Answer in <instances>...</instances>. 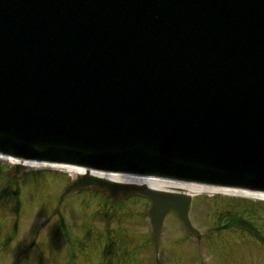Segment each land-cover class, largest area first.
<instances>
[{
  "label": "water",
  "instance_id": "95a60500",
  "mask_svg": "<svg viewBox=\"0 0 264 264\" xmlns=\"http://www.w3.org/2000/svg\"><path fill=\"white\" fill-rule=\"evenodd\" d=\"M0 154L264 191V0H0Z\"/></svg>",
  "mask_w": 264,
  "mask_h": 264
},
{
  "label": "rangeland",
  "instance_id": "374dc122",
  "mask_svg": "<svg viewBox=\"0 0 264 264\" xmlns=\"http://www.w3.org/2000/svg\"><path fill=\"white\" fill-rule=\"evenodd\" d=\"M12 171L0 163V264H264V204L260 202L245 197L195 196L189 216L202 234L222 224L219 216L227 212L230 219L239 217L242 223L194 239L171 214L156 260L144 200L130 197L126 204L110 207L100 198L76 196L63 203L62 216H57L53 208L71 174L34 169L24 171L33 176L19 182L18 188L4 187ZM52 176H56L54 180ZM45 220L49 223L42 230ZM63 223L65 229H61ZM106 237L110 244L102 253Z\"/></svg>",
  "mask_w": 264,
  "mask_h": 264
},
{
  "label": "bare ground",
  "instance_id": "6f19581e",
  "mask_svg": "<svg viewBox=\"0 0 264 264\" xmlns=\"http://www.w3.org/2000/svg\"><path fill=\"white\" fill-rule=\"evenodd\" d=\"M0 159L5 162L11 163V164H21L22 167L24 166H31L34 168L42 167L41 165H36L31 162L30 163H25V162L19 163L11 159H6V158L4 159L0 158ZM51 168H56V167L52 166ZM61 169H63L64 171L70 172L74 176H81L83 172V171H79L78 169L72 168V167H64ZM100 176L106 181L119 182L121 184H131L132 183L136 185H144L148 188L159 190V191L184 192L188 194H195V193L202 192L203 190H205L204 188H201V187L189 186V185H176L172 183H166V182H162V181H158L154 179H144L140 177H128V176H123V175H115V176L100 175Z\"/></svg>",
  "mask_w": 264,
  "mask_h": 264
},
{
  "label": "trees",
  "instance_id": "16d2710c",
  "mask_svg": "<svg viewBox=\"0 0 264 264\" xmlns=\"http://www.w3.org/2000/svg\"><path fill=\"white\" fill-rule=\"evenodd\" d=\"M234 220H238V221H234ZM237 222L242 223V220L239 217H236L235 219L234 218L229 219V223L231 226L237 227Z\"/></svg>",
  "mask_w": 264,
  "mask_h": 264
}]
</instances>
